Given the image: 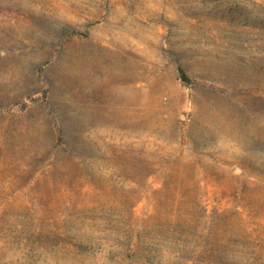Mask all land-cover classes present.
Returning <instances> with one entry per match:
<instances>
[{"label":"rangeland","instance_id":"1","mask_svg":"<svg viewBox=\"0 0 264 264\" xmlns=\"http://www.w3.org/2000/svg\"><path fill=\"white\" fill-rule=\"evenodd\" d=\"M0 264H264V0H0Z\"/></svg>","mask_w":264,"mask_h":264},{"label":"trees","instance_id":"2","mask_svg":"<svg viewBox=\"0 0 264 264\" xmlns=\"http://www.w3.org/2000/svg\"><path fill=\"white\" fill-rule=\"evenodd\" d=\"M181 72H182V74L184 75V77H185V74H184V72H183V70L181 69Z\"/></svg>","mask_w":264,"mask_h":264}]
</instances>
